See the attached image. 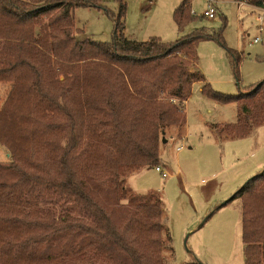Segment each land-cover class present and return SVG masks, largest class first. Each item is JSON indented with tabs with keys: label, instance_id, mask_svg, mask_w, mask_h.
Returning <instances> with one entry per match:
<instances>
[{
	"label": "trees",
	"instance_id": "obj_1",
	"mask_svg": "<svg viewBox=\"0 0 264 264\" xmlns=\"http://www.w3.org/2000/svg\"><path fill=\"white\" fill-rule=\"evenodd\" d=\"M117 2L112 41L104 43L74 33L73 10L100 9L97 3L0 0V46L12 42L2 51H31L0 68V76L16 65L29 73L13 81L0 108V145L10 157L0 163V264H163L161 200L135 194L126 178L159 166V136L181 134L193 84L210 100L236 105L237 123L218 125L225 138L264 125V79L226 95L197 68L189 71L201 41L225 45L223 28L138 42L124 36L125 4ZM190 11V0L174 10L179 33L193 21ZM227 51L236 66L240 57ZM234 198L241 201L243 264H264V169ZM45 201L50 207L39 204ZM61 204L68 208L56 216Z\"/></svg>",
	"mask_w": 264,
	"mask_h": 264
},
{
	"label": "rangeland",
	"instance_id": "obj_2",
	"mask_svg": "<svg viewBox=\"0 0 264 264\" xmlns=\"http://www.w3.org/2000/svg\"><path fill=\"white\" fill-rule=\"evenodd\" d=\"M86 1L97 3L100 9L88 6L73 10L75 36L111 43L117 0ZM182 1L122 0L124 36L138 42L150 38L174 42L195 30L212 33L223 28L225 47L213 40L201 41L196 48V65L189 71L197 68L214 91L226 95L237 94L264 79V33L258 31L257 13L252 14L248 7L238 10L232 0H210L218 12L213 19H206L202 12L209 0H190L194 19L179 33L172 14ZM256 37L259 42L253 44ZM3 44L0 68H9L18 58L28 59L30 47L4 52L8 44ZM227 50L240 57L236 66ZM12 69L0 76V108L13 81L24 80L29 74L18 65ZM201 86L193 84L184 104L181 134L167 130L165 142L159 136L158 162L167 177L162 178L154 168H142L126 178V186L135 194L156 193L161 200L163 264H243L241 201L231 197L264 169V125L247 137L225 138L226 131L218 125L237 123L236 105H221L204 97ZM9 161L7 149L0 145V163ZM46 202L39 204L50 207ZM67 208V204L58 205L53 213L58 216Z\"/></svg>",
	"mask_w": 264,
	"mask_h": 264
},
{
	"label": "built area",
	"instance_id": "obj_3",
	"mask_svg": "<svg viewBox=\"0 0 264 264\" xmlns=\"http://www.w3.org/2000/svg\"><path fill=\"white\" fill-rule=\"evenodd\" d=\"M245 2L238 3V6L241 7L244 5ZM258 15L256 16V21L258 23V31L260 33L264 32V6L261 8H258ZM192 14V11H191ZM217 12L215 8L213 7L212 2L209 0L208 4L206 5L205 9L202 12V17L206 19H213L216 16ZM193 15V14H192ZM259 42V39L256 37L253 39L252 43L255 44ZM154 170L161 175L162 178H166L167 174L162 170L161 167H155Z\"/></svg>",
	"mask_w": 264,
	"mask_h": 264
},
{
	"label": "crops",
	"instance_id": "obj_4",
	"mask_svg": "<svg viewBox=\"0 0 264 264\" xmlns=\"http://www.w3.org/2000/svg\"><path fill=\"white\" fill-rule=\"evenodd\" d=\"M215 1V3H217L219 0H214ZM232 2L237 6V8H239L238 10H240L241 8H243V7H248L249 8V11L250 12H252V14L253 13H257V15H258V10H257V8H255V7H252L251 5H249V4H247L246 2H245V4L244 5H242L241 7H239L238 6V3H235L233 0H232ZM218 12V11H217ZM256 15V16H257ZM264 33V32H263ZM206 80V79H205ZM207 82V81H206ZM198 84H200V83H198ZM160 167V166H159ZM194 228V227H193ZM193 228H192V230H193Z\"/></svg>",
	"mask_w": 264,
	"mask_h": 264
},
{
	"label": "water",
	"instance_id": "obj_5",
	"mask_svg": "<svg viewBox=\"0 0 264 264\" xmlns=\"http://www.w3.org/2000/svg\"><path fill=\"white\" fill-rule=\"evenodd\" d=\"M162 141H163V142H165V140H164V139H163Z\"/></svg>",
	"mask_w": 264,
	"mask_h": 264
}]
</instances>
